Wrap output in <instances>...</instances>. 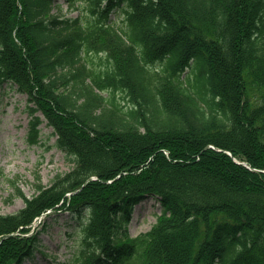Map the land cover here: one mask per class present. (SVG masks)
Returning a JSON list of instances; mask_svg holds the SVG:
<instances>
[{
	"label": "trees",
	"instance_id": "16d2710c",
	"mask_svg": "<svg viewBox=\"0 0 264 264\" xmlns=\"http://www.w3.org/2000/svg\"><path fill=\"white\" fill-rule=\"evenodd\" d=\"M65 2L86 13L0 0V88L73 163L0 215V264L33 256L49 210L83 219L76 264H264V0ZM148 198L161 214L131 238Z\"/></svg>",
	"mask_w": 264,
	"mask_h": 264
},
{
	"label": "rangeland",
	"instance_id": "374dc122",
	"mask_svg": "<svg viewBox=\"0 0 264 264\" xmlns=\"http://www.w3.org/2000/svg\"><path fill=\"white\" fill-rule=\"evenodd\" d=\"M56 2L60 9L54 8L53 12L60 16L76 18L86 13L85 6L71 8L64 0ZM123 16L120 7L110 19L119 26ZM99 57L91 59L97 64ZM29 107L26 97L14 87L4 85L0 90V215L17 213L23 208L24 199L35 194V185L48 186L56 175L70 171L73 166L71 157L55 147L56 136L45 120L39 126V142L28 143ZM159 214L160 206L155 199L137 205L128 226L129 236L133 238L149 231ZM39 224L37 221L35 225ZM80 224L78 216L63 211L51 213L37 250L24 264H75L81 239Z\"/></svg>",
	"mask_w": 264,
	"mask_h": 264
},
{
	"label": "water",
	"instance_id": "95a60500",
	"mask_svg": "<svg viewBox=\"0 0 264 264\" xmlns=\"http://www.w3.org/2000/svg\"><path fill=\"white\" fill-rule=\"evenodd\" d=\"M240 164L243 165V166H246L245 163H240Z\"/></svg>",
	"mask_w": 264,
	"mask_h": 264
}]
</instances>
